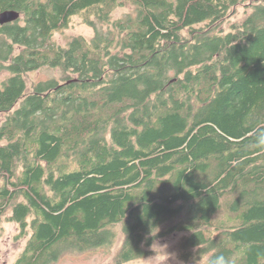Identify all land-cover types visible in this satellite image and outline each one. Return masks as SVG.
Segmentation results:
<instances>
[{"label":"trees","instance_id":"16d2710c","mask_svg":"<svg viewBox=\"0 0 264 264\" xmlns=\"http://www.w3.org/2000/svg\"><path fill=\"white\" fill-rule=\"evenodd\" d=\"M7 9L21 17L0 24V231L4 217L28 237L14 264L110 247L118 229L113 264L173 232L185 262L264 264V0H0ZM75 15L93 35L50 43ZM44 65L65 77L29 88Z\"/></svg>","mask_w":264,"mask_h":264},{"label":"rangeland","instance_id":"374dc122","mask_svg":"<svg viewBox=\"0 0 264 264\" xmlns=\"http://www.w3.org/2000/svg\"><path fill=\"white\" fill-rule=\"evenodd\" d=\"M132 7L126 5L125 8H117L114 14L115 18L124 16ZM237 14L232 16L224 23L225 28L244 16V6L239 5ZM93 28L89 26L80 15H75L69 26L61 31H56L50 39V43L59 46H67L69 42L77 36L83 35L90 38L93 35ZM21 48L16 47L15 52H20ZM8 70L0 71V82L9 76ZM65 73L62 68L44 65L40 68L28 72L26 75L27 84L30 86L33 82L56 78L62 80ZM4 118V116H2ZM11 216V212L6 218ZM165 229V226L161 230ZM19 224L14 221L4 219L0 231V264H14L19 254L23 251L28 237L20 238ZM183 233L173 232L156 238L150 246H146L147 255L133 261L131 264H198L185 262L179 256V246ZM124 241V235L118 229V237L115 243L110 247H99L86 251H65L59 259L53 264H113L116 253L121 248Z\"/></svg>","mask_w":264,"mask_h":264},{"label":"water","instance_id":"95a60500","mask_svg":"<svg viewBox=\"0 0 264 264\" xmlns=\"http://www.w3.org/2000/svg\"><path fill=\"white\" fill-rule=\"evenodd\" d=\"M21 13L15 9H7L0 13V24H6L18 20Z\"/></svg>","mask_w":264,"mask_h":264},{"label":"clouds","instance_id":"9594fccd","mask_svg":"<svg viewBox=\"0 0 264 264\" xmlns=\"http://www.w3.org/2000/svg\"><path fill=\"white\" fill-rule=\"evenodd\" d=\"M259 143L264 144V137L260 138ZM209 264H235V261L224 253H219L210 259Z\"/></svg>","mask_w":264,"mask_h":264}]
</instances>
